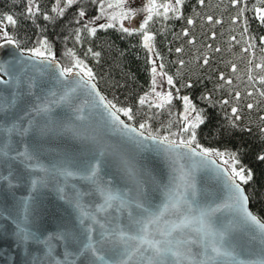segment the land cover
Wrapping results in <instances>:
<instances>
[{
	"label": "water",
	"instance_id": "95a60500",
	"mask_svg": "<svg viewBox=\"0 0 264 264\" xmlns=\"http://www.w3.org/2000/svg\"><path fill=\"white\" fill-rule=\"evenodd\" d=\"M28 55L24 53L21 57L11 46L0 49V63L24 61L18 66L24 81L19 88L0 84V97L8 102L16 100L14 107L0 112V264H88L84 256L77 254L82 245L60 238L61 234L66 231L78 234L90 226L95 242L102 233L108 236L112 229L126 227L129 213L136 216L141 211L136 208V203L142 201L151 210H156L165 199V185L172 182L174 174L180 175L181 166L187 172L190 162L175 154L167 155L162 149L157 150L151 141L145 142L147 147H137L99 103L96 93L103 94L95 81H92L96 85L95 92L77 86L79 77L57 81L54 66L30 60ZM73 87L76 91L68 102L50 105L51 110L46 114L33 111L32 106L43 103L50 92H56L58 97ZM17 91L21 95L14 97ZM117 115L136 127L119 113ZM13 124L30 130L28 133L8 132ZM45 127L51 130L41 135L39 129ZM177 151L182 153L184 150ZM19 153H28L32 158ZM122 157L133 165L135 176L130 177L122 167ZM97 161L100 162L97 182L120 193L129 201L128 207L123 210L100 207L103 198L92 181L84 178V169L89 162ZM65 170L74 175L64 174ZM193 175L202 207L226 198L212 166L197 169ZM77 201L81 206L79 209ZM82 212L85 214L83 224L80 223ZM213 219L216 226L221 227L234 222L236 217L235 213L225 209L216 213ZM22 228L36 238L21 239L18 233ZM226 239L225 247L230 246L241 260L259 259L255 253L264 247L259 239H253L252 230L242 225L233 227ZM199 250L193 246V252ZM116 251L123 252V245L103 244L97 253L103 261L97 260L96 264H114L124 258L116 255ZM129 264L138 262L129 261ZM215 264L231 262L227 258H217Z\"/></svg>",
	"mask_w": 264,
	"mask_h": 264
},
{
	"label": "trees",
	"instance_id": "16d2710c",
	"mask_svg": "<svg viewBox=\"0 0 264 264\" xmlns=\"http://www.w3.org/2000/svg\"><path fill=\"white\" fill-rule=\"evenodd\" d=\"M55 2L34 0L39 12L29 16L26 14L27 0H0V17L12 15L17 20L15 26H7L6 30L25 53L38 40L46 39L52 55L61 65L67 66L66 57L82 60L92 70L94 81L107 101L118 108L132 109L133 120L120 114L136 126L147 121L148 127L154 132L159 130L160 135H166L168 130L179 132L182 101L178 97L187 95L198 109L211 117L197 129V142L203 147L237 151L242 163L253 171L254 180L246 188L252 198L249 208L264 220V162L256 159L257 155L264 154V137L259 131L264 127V122L259 119L264 116V97L256 92V89H264L259 83V76L264 72L254 68L255 63H264V46L257 39L264 35V27L254 19L255 8L261 6L259 0H242L237 6H233L231 0H205L203 5L196 0H185L180 11L183 18L169 13L167 19L160 16L149 22L147 31L153 36L152 45L159 66L173 80L172 85L168 84L172 103L162 109L147 98L144 105L139 103L140 97L151 86L152 65L140 31L128 34L117 24L100 28L99 25L108 23L96 19L100 10L97 0H77L63 16L52 11ZM241 8L245 9L244 15L233 23V17ZM81 9L86 13L84 18L78 16ZM44 15L51 19L45 20ZM209 16L213 18L211 21ZM188 18L193 19L192 25L187 24ZM217 20L220 23H215ZM85 24L89 29L96 28L95 34H89L83 27ZM246 26L248 31L245 33ZM77 29H80L79 40ZM185 30H188L187 36L183 35ZM249 43L254 47L248 48ZM177 48L181 51L177 52ZM92 53H99V56ZM205 57L208 64H204ZM250 60L252 64H249ZM250 73L255 77L253 81L248 79ZM221 74L225 80H231V84L220 80ZM187 84L192 87L183 86ZM237 92L240 93L238 99L235 97ZM250 92L253 95H248ZM222 100L229 103L222 104ZM150 103L152 107H149ZM248 103L255 107L249 110ZM233 106L238 108L242 118L238 122L241 128H251V133L229 127Z\"/></svg>",
	"mask_w": 264,
	"mask_h": 264
},
{
	"label": "snow or ice",
	"instance_id": "6c2138e0",
	"mask_svg": "<svg viewBox=\"0 0 264 264\" xmlns=\"http://www.w3.org/2000/svg\"><path fill=\"white\" fill-rule=\"evenodd\" d=\"M100 4V12L104 13V0H97ZM200 5L205 3V0H196ZM77 3V0H56L55 6L52 11L60 16H63L65 10ZM242 3V0H231L233 6H237ZM185 4V0H164L163 3H158L157 0H147L142 9L127 8V0H116L115 4L108 3L109 9L118 8L121 11L119 15L112 14L110 19L112 21H118L120 19H131L138 12L145 13L142 22L139 25V29H130L121 25V30L128 34H132L134 31H140L144 41V47L151 51V41L153 36L146 30L147 25L154 17L163 16L168 18V14L171 13L176 18H183L180 16L181 6ZM261 6L255 8V21L259 23L261 27H264V0H259ZM62 5V6H61ZM161 9L163 11H161ZM39 12L38 6H34V0H27L26 14L34 16ZM245 9L241 8L236 17H233V23H236L241 16L244 15ZM86 15L84 10L78 11V16L84 18ZM45 20L51 19L48 15H44ZM99 19V17H96ZM213 18L208 17L211 21ZM6 22V24H5ZM193 19L188 18L187 24L192 25ZM215 23H220L219 20ZM17 20L12 15H5L0 17V49L11 46L16 48L20 52V56L23 57L25 49L21 48L18 41L9 35L6 30L7 26H15ZM247 25V21L245 20ZM113 24H101L100 28L112 27ZM85 29L89 31V34H95L96 28H88V25H83ZM248 31L247 26L244 28V32ZM183 35H188V30L183 32ZM76 38L80 39V29L76 30ZM233 39H235L233 37ZM258 42L264 46V35L259 36ZM191 43V41H189ZM36 47L27 49L28 59L36 60L40 64H46V66H54L56 73H58L57 81L71 80L73 77H79L76 81L77 86H83L89 88L92 92H95L96 85L92 83L95 77L90 68L82 60L73 59L69 66L59 64L55 57L52 55L51 46L46 39H40L37 41ZM254 45L249 43L248 48H252ZM247 51V49H245ZM264 50V48H262ZM91 51V49H89ZM177 52L181 49L177 48ZM220 51L219 48L216 49ZM94 56H99V53H92ZM208 58H204V64H208ZM183 63V61H181ZM253 62L250 60L249 64ZM23 59H17L13 62L0 63V84L3 85H16L18 88L24 81L21 79L19 65H23ZM35 67V65H32ZM254 68L264 72V63H255ZM232 70L235 71V65L232 66ZM152 71L155 73L156 68L153 67ZM6 77V78H5ZM85 77L87 79H85ZM249 81H253L255 77L248 76ZM220 80H223L226 84H231V80H225L223 74L220 75ZM169 85L173 84L172 77L167 78ZM259 83L264 85V75L259 76ZM155 85V80L153 81ZM184 87L191 88V84L183 85ZM32 87L31 78H29L28 88ZM76 91V88H69L63 94L57 97L56 92H50L47 97L44 98L43 103H36L32 106V109L37 114L48 113L50 105H57L60 103H66L70 100L71 94ZM154 91V88H153ZM261 97H264V89H256ZM14 97H19L21 93L17 91L13 94ZM99 103L104 106V109L111 116L112 121L116 123L120 130L127 136L130 142H133L137 147H147L146 141H151L157 150H163L167 155H173L177 158H186L190 162L187 172L184 171V166L179 169L180 175L177 177L173 175L172 182L164 187V201L156 208L151 210L150 207L145 206L142 201L136 203V208L141 211L133 216L129 213V224L124 228L112 229L108 236V239L104 233L101 234L100 239L93 242L92 229L89 226L78 234H74L72 231H66L61 234L60 238L66 240H75L80 247L78 255L84 256L88 260V264H96L97 260L103 261L102 256H98L97 253L101 251L103 244L112 243L122 244L124 247L123 252L116 251L115 254L124 257L114 264H129V261H137L138 264H215L217 258H227L231 264H264V247L259 252L255 253L259 257L256 260H241L234 254L229 247H225L228 244L226 239L229 231L236 225H242L253 232V239H259L264 243V220H261L257 215L253 214L249 210L252 204V198L249 192L246 190L247 186L254 180L253 171L246 167L241 160L240 154L237 151H230L225 149L224 151L216 148L203 147L197 142V129L202 125H205L210 116L198 109L185 95L178 97L183 103V112L180 113V128L179 132L167 131L166 135H160L159 130L156 132L152 128L148 127L147 121L139 123L134 127L130 124L120 120L117 113H123L128 120H133L134 115L130 108H118L111 101L105 102V97L96 93ZM253 95V93H248ZM240 93H235V97L238 99ZM157 98L155 107L164 108L170 105L173 100L172 93H155ZM207 100L208 97H202ZM139 103L144 105L146 103V97L142 96L139 99ZM222 104H228V100H222ZM16 100L11 102L5 101L3 97H0V112L5 111L7 108L14 107ZM152 103L149 107H152ZM214 106V105H211ZM255 107L254 104L248 103L247 108L252 110ZM79 110V109H78ZM239 110L237 107H231V116L228 120V125L231 129H239L241 132L251 133V128H241L238 123L241 121ZM264 122V116L259 117ZM30 128H18L16 124H13L11 128L7 129L8 132L17 131L22 133H28ZM51 129L45 127L40 128L41 135L45 134ZM260 134L264 137V127L259 129ZM223 135V132L221 133ZM178 149L184 151L178 152ZM19 155L26 156L31 159V155L28 153H19ZM95 159V157H94ZM257 160L264 162V154L257 155ZM99 161L97 163H91L84 169L86 172L85 179L91 180L95 186L96 191L99 192L103 198L102 208L116 207L117 210H123L128 207L129 201L125 199L120 193L113 191L106 184L97 182V175L99 169ZM175 163V161H174ZM121 165L124 167L130 177L136 175V170L128 159L121 158ZM212 166L216 171V179L222 184L223 190L226 192V198L222 199L219 203L213 201L207 207H202L198 202V191L195 184V178L193 173L197 169L208 168ZM64 174L74 175L70 170H65ZM35 183V182H33ZM76 207L79 209L81 206L77 201ZM229 210L235 213V221L230 222L229 225L217 227L213 219L216 213L223 210ZM84 213L81 214L80 223H84ZM95 220L94 217H89ZM18 235L23 240H27L30 237L35 239L36 237L27 232L25 229H20ZM99 245L100 247H98ZM193 246L198 247L200 250L193 252ZM51 251V250H50ZM107 264V262H105Z\"/></svg>",
	"mask_w": 264,
	"mask_h": 264
},
{
	"label": "rangeland",
	"instance_id": "374dc122",
	"mask_svg": "<svg viewBox=\"0 0 264 264\" xmlns=\"http://www.w3.org/2000/svg\"><path fill=\"white\" fill-rule=\"evenodd\" d=\"M56 1V0H55ZM116 0H104V13L101 14L100 10H99V13H98V16L99 19H97L99 22H103V23H108V24H117L119 26L123 25V26H126L127 28L130 27V28H139V25L140 23L142 22L143 20V17L145 15V13H143L142 11L138 12L135 16H133L130 20L129 19H120L118 21H112L110 19V15L112 14H115V15H119V12L121 11L120 9L118 8H112V9H109L107 7V4L108 3H113L115 4ZM158 3H163L164 0H157ZM147 3V0H127V8H131V9H142L144 4ZM56 4V2H55ZM62 6V5H61ZM99 6V9H100V4L98 5ZM161 11H163L161 9ZM6 24V22H5ZM147 30V28H146ZM141 33V32H140ZM141 38H142V33H141ZM142 41H143V38H142ZM144 43V41H143ZM151 43V51L148 50V53H149V58H152L151 61H152V65H151V71H150V78H151V86L150 88L148 89L149 91H147L145 93V97L148 99V100H152V102H156L157 98L155 97V93L156 92H159V93H169V87H168V82H167V74H165L163 71H162V68L159 66V62H158V58H156L155 56V53H154V48H153V45H152V41L150 42ZM38 46L37 44L34 46L36 47ZM68 56V55H66ZM74 58L72 57H66L64 62L67 63L66 65L69 66L72 62ZM77 59V58H75ZM79 59V58H78ZM80 60V59H79ZM153 67L156 68V72L154 73L152 71ZM155 80V85H153V81ZM153 88H154V91H153ZM182 110H180V113L183 112L184 108H183V103H182V107H181Z\"/></svg>",
	"mask_w": 264,
	"mask_h": 264
}]
</instances>
